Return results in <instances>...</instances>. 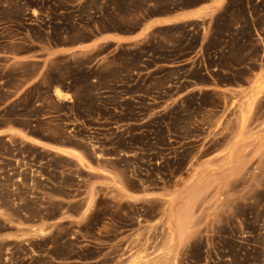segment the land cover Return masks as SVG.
<instances>
[{"label":"rangeland","instance_id":"1","mask_svg":"<svg viewBox=\"0 0 264 264\" xmlns=\"http://www.w3.org/2000/svg\"><path fill=\"white\" fill-rule=\"evenodd\" d=\"M210 1L0 0V264H264V0Z\"/></svg>","mask_w":264,"mask_h":264},{"label":"crops","instance_id":"2","mask_svg":"<svg viewBox=\"0 0 264 264\" xmlns=\"http://www.w3.org/2000/svg\"><path fill=\"white\" fill-rule=\"evenodd\" d=\"M210 2H217V0H212ZM210 2L206 3L205 5L210 4ZM195 10H197V8L186 10V11L182 12V16H188V15L192 14V12H194ZM178 21H179V15L159 16V17H155V18L147 21L145 26L147 27V30H150L155 26L170 25V24H174ZM137 34L138 33L132 34V35H121V34H116V33H112V32L102 33V34L96 36L90 42L75 45V46H62V48H60L58 50L61 51L62 55H63V54H69L73 51H77L78 49H81V48L94 47V46L105 44V43L125 44V43L131 42L132 40H134V38ZM4 135H7V134H4ZM63 148H66V147H63Z\"/></svg>","mask_w":264,"mask_h":264},{"label":"bare ground","instance_id":"3","mask_svg":"<svg viewBox=\"0 0 264 264\" xmlns=\"http://www.w3.org/2000/svg\"><path fill=\"white\" fill-rule=\"evenodd\" d=\"M54 95L56 96V97H60L61 98V95L63 96V95H65L64 93H61V92H59V91H57V90H55V92H54ZM240 116H241V114H240ZM22 136L25 138L26 136H24L23 134H22ZM29 141H32V142H34V143H36V144H38V145H45V144H43V143H41L40 141H38V140H36V139H33V138H30V137H26ZM51 148L53 149V150H56V151H58V152H60V153H62V152H66V151H64V149H62L61 147H56V146H51ZM79 160H80V158L79 157H77ZM177 216H175L174 217V222H176L175 224H176V226H175V233H177L179 236H182L183 235V229H181V216H182V213L181 214H179V216H178V214H176ZM181 215V216H180ZM183 218V217H182ZM170 220V219H169ZM173 221V220H172ZM173 222V223H174ZM185 225V224H184ZM171 234H173V230H172V233ZM175 235V234H174ZM177 236V235H176ZM179 240V239H178Z\"/></svg>","mask_w":264,"mask_h":264}]
</instances>
